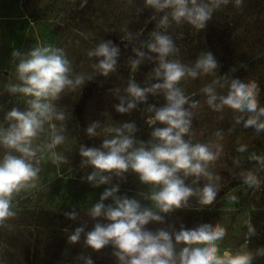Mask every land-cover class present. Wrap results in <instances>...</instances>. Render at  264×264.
<instances>
[{"label":"rangeland","instance_id":"1","mask_svg":"<svg viewBox=\"0 0 264 264\" xmlns=\"http://www.w3.org/2000/svg\"><path fill=\"white\" fill-rule=\"evenodd\" d=\"M262 1L263 7L254 11L253 15L239 13L240 5L237 6L236 14L226 11L213 15L209 23H214L217 28L211 43L205 29L196 30L192 26L183 28L181 24L175 23L161 28L155 20L148 22L153 12L144 7L143 0H87L83 6V0H0V124L6 123L4 115L11 108L23 110L26 106L23 96L10 94L5 87L17 82V60L11 55L14 50L27 52L37 45L52 44L65 50L75 73L93 76H96L93 65L97 59L88 56L90 50L103 40H111L120 50H125L119 57L116 71L107 78H101L93 88L84 109L83 125L78 117V105L89 83L97 76L85 86L66 90L60 100L55 102L58 110L65 113V120L53 123L64 130L62 134L65 141L52 151L64 157V160L54 162L51 153L45 152L37 165L41 169L37 187L23 191L18 195L19 198H15L17 215L0 227V264H82L78 259L82 253L91 255L94 264H116L111 248L96 253L86 249L83 240L78 244L68 240L74 228L81 223L87 224L86 230L92 228L93 221L87 216V210L110 186L93 188L84 179L92 169L81 167L78 151L81 144L99 147L102 139L108 135L102 129L125 122H135L138 139H150L152 128L145 122L146 116L143 114L146 105H139L137 110L129 114H120L115 110L119 99L114 89L120 88V94H123L122 90L132 77L142 87L145 86L155 63L145 61L136 71L128 60L134 58L133 43L146 32L150 38L153 31L166 32L173 39L176 52L169 59L192 66L201 53L211 52L216 58L220 67L215 73L200 75L195 79L186 77L179 86L186 95L199 101L198 107L191 110L192 143L208 144L213 151L219 146L221 151L218 159L209 166V170L220 177L215 202L203 207L193 198L190 208L177 210L166 216L163 225L150 224L148 228L153 231L160 227L179 230L181 225L191 229L203 223H219L226 229V236L219 242L221 252L229 249L255 254L258 249H264L263 244H260L261 237H264V168L257 161L249 159L253 154L264 158V132L257 134L252 128H244L242 123L236 124L234 113L228 108L221 112L213 111L201 91L206 85L218 80L217 94L226 95L230 79L254 80L260 88L259 104L264 106ZM242 4L253 8L250 0ZM127 33L134 36L133 43H130L132 49L126 47L129 42L121 39ZM257 52L263 53L262 58L256 57ZM243 63L249 64V67L243 69ZM233 68L235 71H232ZM224 76L229 79L226 80ZM147 103L160 107L165 100L162 95H149ZM95 121L101 123V129H97L100 135L89 137L86 128ZM48 136V132L42 134L37 143L46 142ZM241 145L247 146L243 153L237 151ZM2 155L3 150L0 149ZM247 171H254L258 175L261 181L259 188L248 187L243 182L241 173ZM261 171L262 175H259ZM191 180L188 178L186 183L190 184ZM117 183L120 184V195L126 194L151 205L150 201L139 195L148 193L149 187L141 184L134 174H127L122 182L113 178L112 184ZM204 183L207 180L201 178L199 185L194 186L199 187ZM228 185L231 189L226 191ZM27 192L33 199H22V195ZM27 195L25 197L30 198ZM232 196L237 197L235 202L229 199ZM72 210L79 213L75 221L64 216L65 212ZM248 224L255 229L257 243H249L252 236H248ZM66 243L70 246L65 249ZM252 264H264V255H254Z\"/></svg>","mask_w":264,"mask_h":264},{"label":"clouds","instance_id":"2","mask_svg":"<svg viewBox=\"0 0 264 264\" xmlns=\"http://www.w3.org/2000/svg\"><path fill=\"white\" fill-rule=\"evenodd\" d=\"M230 2L143 0L144 7L153 12L148 22L155 20L161 28L172 23H187L196 30H204L213 14ZM86 3L87 0H83L82 6ZM235 4L241 5L242 0H235ZM121 39L133 43L134 36L127 33ZM132 51L134 58L130 57L128 62L133 70L137 71L145 61L156 66L149 73L145 86L132 77L122 90L123 94L120 88L114 89L119 99L115 110L129 114L139 105H146L143 114L152 128L150 139H138L135 122H125L102 129L108 135L99 147L80 145L81 167L92 169L84 179L93 188L110 186L87 210V216L93 221L92 228L86 230L87 224L81 223L69 235V242L78 244L83 240V246L96 253L110 247L116 264H252L254 255H264V249H258L255 254L229 249L221 252L219 242L226 236V229L219 223H203L191 229L181 225L179 230L148 228L150 224L163 225L166 216L177 210L190 208L193 198L203 207L211 206L216 200L220 177L214 175L209 166L218 159L221 149L217 146L213 151L208 144L192 143L191 110L198 107L199 101L186 95L179 85L186 77L195 79L213 74L220 66L211 52L201 53L192 66L169 59L176 52V46L171 36L161 31H153L139 46L134 44ZM87 54L97 59L93 65L96 76L107 78L116 71L120 49L111 40H103ZM11 55L17 60V82L5 87L10 94L23 96L26 106L23 110L11 108L4 115L6 123L0 124V149L3 150L0 156V227L17 215L15 198L37 187L41 171L37 165L44 153H51L54 162L64 160L52 151L65 141L64 130L53 123L65 120V113L58 110L55 102L66 90L85 86L96 77L75 73L65 50L52 44L37 45L27 52L14 50ZM219 83L214 80L201 89L207 105L217 112L228 108L233 111L236 124L242 123L244 128H252L257 134L264 132V106L259 104L258 83L232 78L226 95L217 94ZM149 95H162L165 103L160 107L148 104ZM97 129H101L100 121L90 123L86 133L89 137H97L100 135ZM46 132L49 133L47 141L37 143ZM246 150V145L237 149L241 153ZM249 159L264 168V158L253 154ZM127 174H134L141 184L149 187L148 193L139 195L151 205L119 194L120 184H112L113 178L122 182ZM241 176L248 187H260L261 181L254 171L243 172ZM188 178H192L190 184L186 183ZM201 178L207 183L195 187ZM229 199L235 202L237 197ZM109 200L111 202L106 204ZM64 216L75 221L79 213L72 210ZM253 235L255 229L248 224V236ZM78 259L82 264H94L91 255L82 253Z\"/></svg>","mask_w":264,"mask_h":264},{"label":"trees","instance_id":"3","mask_svg":"<svg viewBox=\"0 0 264 264\" xmlns=\"http://www.w3.org/2000/svg\"><path fill=\"white\" fill-rule=\"evenodd\" d=\"M244 1H247V0H242V3L244 2ZM250 1H252V3H253V8H250L249 6H245L244 4H241L240 5V9H239V11H238V7H237V5L235 4V0H231V2L229 3V4H227V5H225V7L223 6V7H221L219 10H217L213 15H219V13H223V12H229V13H232V14H236L237 13V11L239 12V13H243V14H249V15H253V13H254V11H258V10H260L263 6H262V3H263V1L262 0H250ZM181 26H183V28H189L191 25H189V24H187V23H183V24H181ZM216 28H217V25H215L214 23H208L207 24V26H206V28H205V30H206V35H207V37H208V39H209V41L212 43V41H213V35H214V33H215V30H216ZM147 39H149V33L148 32H146L144 35H143V37H141L138 41H136L134 44L136 45V46H139L140 45V43L142 42V41H145V40H147ZM214 50H215V46H214ZM128 51H130V50H128ZM215 53L217 52L216 50L214 51ZM124 53V51L123 52H121L120 53V55H119V57L122 55ZM262 52H257V54H256V57H258L259 59L260 58H262ZM257 58V59H258ZM258 59V60H259ZM247 67H249V64H247L246 65V63H243V66H242V68L243 69H245V68H247ZM241 68V67H240ZM101 78H103L102 76H97V78L94 80V81H92V82H90L89 84V86H88V89H87V92L85 93V95H84V98L81 100V102H80V104L78 105V117H79V120H80V122H81V124L83 125L84 124V109H85V107H86V105H87V102H88V100H89V97H90V95L92 94V91H93V88L95 87V86H97V84L99 83V81H100V79ZM82 128V130H83V126L81 127ZM259 175H262V171L259 173ZM231 189V186L230 185H228L227 186V188H226V191H229ZM30 192V191H29ZM29 192H27V193H24L23 195H22V199L23 200H31V199H33V196H31V194L29 193ZM29 193V194H28ZM28 194V195H27ZM29 196L30 198H26L25 196ZM36 195V194H35ZM21 196V195H20ZM18 198H19V196H18ZM15 209H16V207H15ZM14 209V210H15ZM263 236V235H262ZM263 240V241H262ZM249 243H257V241L255 240V235L254 236H252L250 239H249ZM260 244H263V246L262 247H264V237H261V243ZM70 246V244L69 243H66L65 244V249H66V247H69ZM110 248V247H109ZM62 251V254H63V249H61Z\"/></svg>","mask_w":264,"mask_h":264},{"label":"water","instance_id":"4","mask_svg":"<svg viewBox=\"0 0 264 264\" xmlns=\"http://www.w3.org/2000/svg\"><path fill=\"white\" fill-rule=\"evenodd\" d=\"M126 47H128V48L132 49V45H131L130 43H129V44H127V45H126ZM130 49H128V50H130ZM123 51H125V50H120V53H121V52H123Z\"/></svg>","mask_w":264,"mask_h":264}]
</instances>
